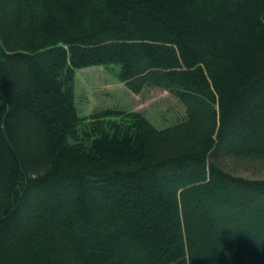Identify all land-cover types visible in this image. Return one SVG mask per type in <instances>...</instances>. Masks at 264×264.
Instances as JSON below:
<instances>
[{
  "label": "trees",
  "instance_id": "trees-1",
  "mask_svg": "<svg viewBox=\"0 0 264 264\" xmlns=\"http://www.w3.org/2000/svg\"><path fill=\"white\" fill-rule=\"evenodd\" d=\"M184 111L81 114L80 69ZM264 0H0V264H264Z\"/></svg>",
  "mask_w": 264,
  "mask_h": 264
},
{
  "label": "rangeland",
  "instance_id": "rangeland-1",
  "mask_svg": "<svg viewBox=\"0 0 264 264\" xmlns=\"http://www.w3.org/2000/svg\"><path fill=\"white\" fill-rule=\"evenodd\" d=\"M76 102L81 114L89 116L96 109L117 107L140 110L159 125H165L180 116L184 109L170 91L161 87L134 93L103 66L80 69L76 78ZM236 174L248 178H264V163L251 165L231 163Z\"/></svg>",
  "mask_w": 264,
  "mask_h": 264
}]
</instances>
